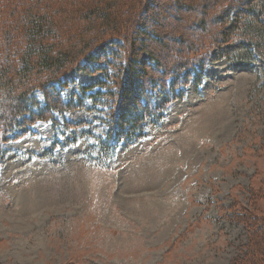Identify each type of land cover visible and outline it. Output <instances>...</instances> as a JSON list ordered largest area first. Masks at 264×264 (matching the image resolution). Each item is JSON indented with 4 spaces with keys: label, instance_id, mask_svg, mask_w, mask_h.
I'll return each instance as SVG.
<instances>
[{
    "label": "rangeland",
    "instance_id": "374dc122",
    "mask_svg": "<svg viewBox=\"0 0 264 264\" xmlns=\"http://www.w3.org/2000/svg\"><path fill=\"white\" fill-rule=\"evenodd\" d=\"M261 3L146 0L137 63L190 62L167 85L123 80L117 38L63 73L58 125L16 126L0 146V264H261Z\"/></svg>",
    "mask_w": 264,
    "mask_h": 264
},
{
    "label": "trees",
    "instance_id": "16d2710c",
    "mask_svg": "<svg viewBox=\"0 0 264 264\" xmlns=\"http://www.w3.org/2000/svg\"><path fill=\"white\" fill-rule=\"evenodd\" d=\"M119 2L120 0H0V146L7 141L8 132L16 126L25 128L37 120H50L58 125L54 113L61 112L65 107L57 88L58 81L78 61L77 67L81 71L88 70L82 64L83 58L104 40L117 38L122 41V44L117 45L126 51L127 64L122 76L125 81L134 74L143 83V77L149 75V84L164 86L168 83V76H173L176 81L178 78L175 76L189 67L190 62L176 64L173 59L165 67H161L159 62L156 63L157 66L137 63V53L133 52L137 48L133 46L136 43L135 36L145 33L138 21L146 0H126L124 5ZM261 6L264 9V0ZM118 8L124 12L126 19L120 21L112 16V13H118ZM255 12L253 10L254 15L259 16V12ZM206 23L209 24V21ZM262 23L264 27V21ZM128 25H132L134 30L130 27L127 30ZM127 32L128 36H119ZM200 43L201 41L193 42L190 46L196 47ZM128 51H132L134 56L131 63L127 59ZM146 67H149L148 71ZM153 74L159 77L156 78ZM140 87L145 90L143 84ZM37 88L42 89L45 95V106L34 95ZM124 127L119 128L117 134L122 136L124 132L126 138L130 137L125 133ZM110 137L111 135L102 143L101 152L108 153L112 150L109 145ZM256 243L258 250L264 239L260 238ZM258 261L261 260L251 256L246 259L245 264H259Z\"/></svg>",
    "mask_w": 264,
    "mask_h": 264
}]
</instances>
